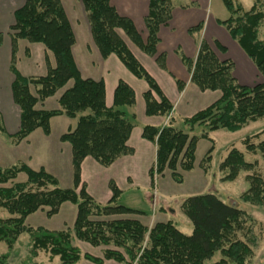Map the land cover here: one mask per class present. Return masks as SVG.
Instances as JSON below:
<instances>
[{"label":"trees","instance_id":"trees-1","mask_svg":"<svg viewBox=\"0 0 264 264\" xmlns=\"http://www.w3.org/2000/svg\"><path fill=\"white\" fill-rule=\"evenodd\" d=\"M80 1L86 12L92 40L101 57L114 54L133 76L146 82L147 89L142 94L144 114L169 116L173 111L172 102L135 58L118 31H122L144 53L155 55L158 29L171 18V0H149L144 18L147 30L145 41L132 21L119 15L109 0ZM222 3L229 17L219 23L253 62L261 80L251 86L239 84L232 75L233 62L219 59L203 40L199 42L194 59L182 56L190 81L200 91H219L220 96L183 119L188 131L177 129L171 124V119L163 126L142 127L141 138L155 145L154 164L148 170L151 185L155 176L162 175L165 170L169 171L174 182L181 183L182 172L194 168L199 139L210 143L199 164L206 172L213 148L210 132L219 129L234 132L264 117V31L260 36L264 0H254L248 10H244L236 0H222ZM200 28L201 25H197L188 31L192 33ZM9 30V69L13 75L10 90L12 100L20 111L19 128L9 134L0 116V133L11 144L17 145L37 128L48 135L49 120L54 116L65 115L76 119V124L59 138L70 146L72 187H61L58 180L43 167L35 170L18 162L0 168V209L8 213L7 217H0V242H4L8 249L0 259L2 264V258L9 255L23 232L30 236L33 256L42 250L48 252L50 258L58 257L59 264H75L81 259L92 264H103L107 260L123 264H204L216 252L220 257L213 264L249 263L254 246L250 226L252 218L235 204L227 203L215 194H194L182 200L181 210L192 224L190 234L181 232L170 220L147 227L137 219L122 217L141 212L117 203L120 190L112 180L108 182L111 195L107 202L94 200L81 181V164L86 157H90L99 165L108 167L120 156L133 154V148L127 141L135 116L126 108L135 103L134 91L125 81L118 80L112 104L107 106L103 80L81 76L71 52L75 36L60 0H26L14 11V23ZM18 39L41 43L53 54L55 65L50 66L45 57V75H21L15 67ZM216 46L220 52L225 51L222 46ZM156 61L163 67L162 54ZM69 81L72 83L66 87ZM183 87L184 83L177 81L178 90ZM63 88L57 99V108H36L38 103ZM196 126H201L202 132L198 136L191 135ZM242 142L248 153L259 152L264 157V139L255 144L250 142V136H246ZM255 164L256 161H246L241 151L231 148L219 164V169L224 172L222 180L233 181L240 171H251ZM19 173L25 174L24 182L15 180ZM247 179L249 186L241 198L250 204L264 206V178L252 172ZM66 202L76 207L71 229L47 230L25 225L28 215L46 209L45 215L52 217ZM73 237L92 247L105 248L100 256L81 252L72 244Z\"/></svg>","mask_w":264,"mask_h":264},{"label":"crops","instance_id":"crops-1","mask_svg":"<svg viewBox=\"0 0 264 264\" xmlns=\"http://www.w3.org/2000/svg\"><path fill=\"white\" fill-rule=\"evenodd\" d=\"M25 1L26 0H0V35H2V42L4 38L8 40V44L5 46V48H3V50V43L1 42L0 44V101L4 102L5 106L9 108L8 116L10 130L8 129V124L1 110L0 116L3 125L9 134L15 133L19 128L20 111L18 106L15 105L12 100L10 90L13 75L9 69L11 61V40L8 33L10 31L9 27L14 23V11L22 6ZM68 1V6H70L69 11L75 22V12H78L80 16L83 14L84 22L86 24L85 32L88 33V37L91 42L90 47H86L88 51H85V53L82 55L76 56V58L74 56L76 39L74 45L71 48L74 62L81 76L92 78L94 80H103L105 85V102L107 106L112 104V95L118 80L125 81L134 91L135 103L133 106L129 107L128 110L130 114L135 116V121L140 120L141 122L140 131L136 135V142L142 148H144V150L153 152V156H151L149 164L146 168L147 174L150 167L154 164L155 145L141 138L142 127L145 125L163 126L171 119V124L177 128L176 125L183 123V119L185 117H189L193 113L205 108L220 96L219 91H200L197 86L190 81V73L182 61V56L189 59L195 58L199 42L201 40L205 41L209 45L210 49L219 59H230L233 62L232 75L239 84L251 86L256 82H259V74L253 62L248 58L237 42L230 36L227 29L221 23H219V21L226 20L229 17V12L224 7L222 0H171V18L167 24L161 25L158 29L157 35L159 41L156 45L155 55L150 56L144 53L130 40L127 41L123 37L124 33L122 31H118L119 36L128 46L135 58L155 79L163 94L173 104V111L169 116H146L144 114V101L142 96L143 92L147 89L146 82L133 76L121 64L114 54L109 55L107 58L101 57L92 40L86 12L81 1ZM236 1H238L243 6V2L241 0ZM252 1L253 0H250L248 5H251ZM60 2L72 29L71 16H69L70 14L64 6L63 0H60ZM109 2L119 15L127 17L132 21L141 39L145 41L147 37V30L145 27L144 18L148 12L149 0H109ZM76 23L78 24V22ZM197 25H201L200 30L189 33L188 30ZM24 41L26 40H17L15 54L16 69L23 76L45 75L47 72L45 57L47 58L49 65L52 67L55 65V59L53 54L48 51L41 43L28 42L30 43L29 46L35 47L40 52L42 50L41 55L35 61V63L38 65L37 69L41 71V74H33V70L30 68V61H24L22 66L19 68L20 59L17 55L18 48L20 44H24ZM40 44L43 47H41ZM216 44L222 46L225 51L220 52ZM29 46L25 45L24 51L22 53V56L25 57L26 60L32 59V51L31 47ZM161 54L163 55V67H161L156 61V58ZM77 57L78 60H76ZM78 64L82 66V70H80ZM100 64H106V66L99 67ZM254 76H257L256 80H254L255 82L249 84L254 79ZM177 81L184 83L182 90H178ZM71 83L72 82L69 81L66 87L70 86ZM63 90L64 88L58 90L53 96L45 99L42 103L37 104L36 108H57V99ZM33 91V88H31V92ZM48 104L50 106H47ZM69 120L74 119L68 118L65 115L54 116L49 120L50 133L48 135H45L40 128H37L19 144L10 145L12 149L15 150L29 147L31 146L32 141H35V145H32V147L36 156L42 157V164L37 163L35 164L36 166L31 164L34 158V155H32V157L30 156V153H33L32 150L30 153H25L23 151L24 154L22 156H18L17 159H22V162L29 166L31 165V168L33 169L43 167L52 174L54 172L51 171V167H54L56 164H58L57 160L59 161L60 159H64V163L68 165V171L71 176L70 146L67 142H62L59 139L60 135L65 133L67 130L72 129L74 121L72 123L66 124V127L63 129V124L67 121L70 122ZM54 124L60 134L57 145L54 148H51L48 145V138L52 134V128ZM135 129L136 126L133 127L130 137L127 141V144L133 148V154L120 156L108 167H101V165H99L90 157H86L83 160L81 164V181L85 184L86 190L90 196L97 202L106 203L109 199L111 193L108 188V182L110 180H112L119 188L120 196H122L124 190L133 191L138 188V185L136 182H134V175L137 172V168L134 167L135 164L132 165L134 157L137 153L136 148L131 144L132 135ZM177 129L183 130L182 128ZM213 132L209 133L210 138H212ZM138 135H140V138ZM7 141L10 142L8 138ZM119 180L122 181V184H119ZM148 184L151 185L150 180L148 181ZM65 204L66 203H63L61 205L59 211L63 206H67L69 211L73 210L71 205ZM103 264L123 263L107 260Z\"/></svg>","mask_w":264,"mask_h":264},{"label":"rangeland","instance_id":"rangeland-1","mask_svg":"<svg viewBox=\"0 0 264 264\" xmlns=\"http://www.w3.org/2000/svg\"><path fill=\"white\" fill-rule=\"evenodd\" d=\"M241 1L243 2L244 10H248L252 5H248L250 0ZM63 2L64 6L70 14L69 16H71L72 19V29L74 31L76 39V46L74 47V56L76 58V56L82 55L85 53V51H88L86 47H90L91 42L89 40L88 33L85 32L86 24L84 22L83 14L81 15L83 18L82 19L78 12H75L74 18H76V22H78L77 24L69 11V1L63 0ZM253 2L254 0L252 1V3ZM263 31L264 22L260 27V36L263 35ZM123 37L127 41H129L125 34ZM2 43L3 50V48H5V46L8 44V40L4 38ZM23 43L24 44L22 45L20 44L17 54L20 59L19 68L22 66L24 61H30V68L31 70H33V74H41V71L37 69L38 65L35 63V61L41 55L42 50L40 52L35 47L29 46L30 43L26 41H24ZM25 45L31 47L32 59L30 60H26V58L22 56ZM40 46L43 47L41 44ZM76 60H78V57ZM106 64H100L99 67L106 66ZM78 65L80 70H82V66L80 64ZM256 78L257 76H254V79L249 84L254 83V80H256ZM260 80L261 79H259V81ZM32 93H34V91ZM47 106L50 105L48 104ZM128 108L129 107H127L126 109L128 110ZM0 110L4 118L6 119L8 129L10 130L8 116L9 108H7L2 101H0ZM69 121L70 122L67 121L63 124V129L64 127H66V124L72 123L73 121L74 122L72 126L74 127L76 119ZM134 126H136V129L133 132L131 144L136 148L137 153L134 157L132 165L135 164L134 167L137 168V172L134 175V182H136L138 188L133 191L124 190L122 196L118 198L117 203L128 206L135 210H139L141 213L123 215L122 217L137 219L147 227H151L154 223L159 221L170 220L181 232H183L184 234H190L192 231V224L181 210L180 205L182 200L185 197L191 196L193 194H215L221 200L227 203L235 204L252 218L250 226L252 229L251 234L254 237V246L253 256L251 257V260L248 264H264V206L250 204L249 202L244 201L241 198L242 193L245 192L249 186V181L247 179L248 175L254 172L264 178V157L259 152L254 154L248 153L245 150L244 144L242 142L246 136H250V142L255 144L264 139V117L259 118L254 122H249L239 130H236L234 132H230L224 129L214 131L212 133V138H210L213 143V148L210 153V161L207 165L206 172H203L199 164L202 160V157L210 147V143L207 140L199 139L195 151L194 168L190 171L182 172L183 181L181 183L174 182L170 178L169 171L165 170L162 175L155 176L153 185L148 184L149 177L146 170L150 158L151 156H153V152L144 150V148H142L136 142V135L141 128L140 120L134 121ZM176 126L177 128H182L183 130L188 131V127L183 123H180ZM202 130L203 128L201 126H196L194 127L193 131L190 132V134L198 136L202 132ZM257 133L259 134L256 137H252ZM59 134L60 133L54 124L52 128V134L48 138V145L51 148H54L57 145ZM138 136L140 138V135ZM10 145L12 144L11 142L7 141L6 136L0 133V168L22 162V159H17L18 156H22L24 152L30 153L31 150L33 151V153H30V156L32 157V155H34L31 164L33 166H36L35 164L37 163L42 164V157H37L32 147V145H35V141H32L31 146L29 147L15 150H13ZM231 148L238 149L243 153L244 159L246 161H256V164L251 171H240L233 181H224L222 180L224 172L219 169V164L226 157ZM57 163L58 164H56L54 167H51V171H53L55 175L54 173L52 174L50 171H47L46 169L45 170L58 180L61 187H72V170L70 176L68 165L64 163V159H60L59 161L57 160ZM29 167L31 168V165ZM15 180L18 182H24L26 180V176L24 173H19ZM118 182L119 184H122V181L119 180ZM65 205H71L73 210L69 211L67 206H63L62 209L52 217H47L45 215L46 209L38 210L26 217L25 225L33 228L42 227L47 230H61L66 228L71 229L76 214V207L75 205L68 202H66ZM7 216L8 213L6 212V210L0 209V217ZM113 218H115V216ZM240 237L243 238L242 236ZM71 242L74 246H77L81 252H87L97 256H100L103 249L105 248L104 246L92 247L85 242L75 239L74 237L72 238ZM30 245L31 243L29 234L26 232L21 233L9 255L5 258H2L4 262L3 264H59L58 257L50 258L48 252H44L42 250H38L36 255L33 256L30 252ZM7 252L8 249L6 244L4 242H0V259L2 255ZM219 257V252H216L211 258L207 259L204 264H213V262L218 260ZM0 264H2L1 261ZM75 264L92 263L81 259Z\"/></svg>","mask_w":264,"mask_h":264}]
</instances>
